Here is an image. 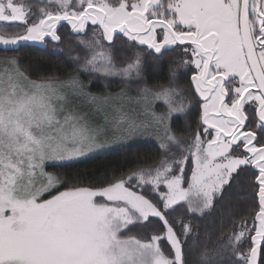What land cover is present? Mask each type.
I'll list each match as a JSON object with an SVG mask.
<instances>
[{"label":"snow or ice","instance_id":"1","mask_svg":"<svg viewBox=\"0 0 264 264\" xmlns=\"http://www.w3.org/2000/svg\"><path fill=\"white\" fill-rule=\"evenodd\" d=\"M28 41L66 44L76 71L33 73L15 54ZM177 47L187 87L175 70L150 85L146 58ZM112 77L119 92L94 90ZM143 137L150 158L78 171ZM141 224L157 227L134 235ZM190 251L264 264V0H0V264H190Z\"/></svg>","mask_w":264,"mask_h":264},{"label":"trees","instance_id":"2","mask_svg":"<svg viewBox=\"0 0 264 264\" xmlns=\"http://www.w3.org/2000/svg\"><path fill=\"white\" fill-rule=\"evenodd\" d=\"M61 35L66 36L67 31L61 29ZM71 41V37L68 38ZM55 43V42H53ZM65 50L59 51L52 47V44L48 45H35V44H23L19 52L15 53L22 65L30 68L33 73H58L61 75L76 71L74 64L68 59L69 54L67 45L65 44ZM120 45L117 48L120 49ZM128 49L123 51H117L116 56L118 61H122L127 58ZM68 53V54H66ZM183 54L179 51V47L176 51H166L164 55L155 60L151 56L146 58L144 65V77L150 85L155 84H167L170 71L175 70L178 74V83L181 87H187L190 75L187 73V68L180 64V57ZM135 85V83H134ZM121 87V84L113 86L108 85L107 89L111 92L117 91ZM197 110L194 109L192 115L188 116L186 120L177 121V128H186L187 126L195 127L199 122V117L196 114ZM155 142L142 141L124 146L118 151L109 152L101 155L95 159H90L86 163L82 164L78 171L86 178L98 179L105 174H110L112 170L122 167L125 162L131 161L136 158H150L155 154ZM249 200L244 201H232L233 211L237 214V218L245 216L249 212ZM182 212L178 211L174 215L179 216ZM212 223L211 220L208 221ZM230 221L226 218L225 225H228ZM157 227L156 224H149L146 227L141 224L134 229L133 234L144 236L150 235L151 231ZM202 227V226H201ZM217 232H219V217L217 216ZM195 258L194 251L188 253V259L190 264Z\"/></svg>","mask_w":264,"mask_h":264},{"label":"rangeland","instance_id":"3","mask_svg":"<svg viewBox=\"0 0 264 264\" xmlns=\"http://www.w3.org/2000/svg\"><path fill=\"white\" fill-rule=\"evenodd\" d=\"M157 31L159 32L160 30L158 29ZM45 39H50V38H47V37H46ZM23 44L43 45V44H41L39 41H28V42H22V45H23ZM66 54H68V53H66ZM67 57H68V59L71 61V59L69 58V54L67 55ZM71 62H72V61H71ZM72 63H73V62H72ZM74 66H75V65H74ZM75 70H76V69H75ZM80 75H81V78H84L85 76L88 75V73H83V72H81ZM134 83H135V82H133V85H134ZM93 84H94V90H97V91H99V90H107V91H109V90L107 89L108 85L113 84V86H116V85L119 86V84H121V82H120V80H119L118 77H112V78H108L107 81H106L105 79L101 78V79H99V80L93 81ZM106 85H107V87H106ZM121 87H122V84H121ZM121 87H120L117 91H114L113 93L119 92V91L121 90ZM131 91L134 93V92H135V87H133ZM142 141H153V142L156 143V141H155L153 138H151V137H143V138L135 139V140H133V141H132L131 143H129V144H133V143H137V142H142ZM129 144H126V145H129ZM126 145H125V146H126Z\"/></svg>","mask_w":264,"mask_h":264}]
</instances>
